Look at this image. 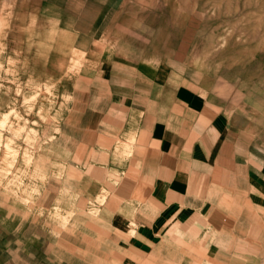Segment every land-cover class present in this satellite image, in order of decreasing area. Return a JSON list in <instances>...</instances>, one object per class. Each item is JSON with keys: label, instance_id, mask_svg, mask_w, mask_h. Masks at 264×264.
Returning a JSON list of instances; mask_svg holds the SVG:
<instances>
[{"label": "crops", "instance_id": "obj_1", "mask_svg": "<svg viewBox=\"0 0 264 264\" xmlns=\"http://www.w3.org/2000/svg\"><path fill=\"white\" fill-rule=\"evenodd\" d=\"M97 49L100 59L67 74L71 105L34 167L60 191L87 199L103 189L105 198L96 214L73 212L71 235L54 226L46 255L55 264H264V122L164 62ZM37 206L0 185V242L11 219L23 228L18 242H39Z\"/></svg>", "mask_w": 264, "mask_h": 264}, {"label": "rangeland", "instance_id": "obj_2", "mask_svg": "<svg viewBox=\"0 0 264 264\" xmlns=\"http://www.w3.org/2000/svg\"><path fill=\"white\" fill-rule=\"evenodd\" d=\"M98 45L184 71L264 122V0H0V185L11 201L36 203L41 223L39 242L25 243L17 220L6 222L0 264H55L54 226L71 235L73 212L103 203V189L82 199L34 167L71 105L67 74L100 59Z\"/></svg>", "mask_w": 264, "mask_h": 264}, {"label": "bare ground", "instance_id": "obj_3", "mask_svg": "<svg viewBox=\"0 0 264 264\" xmlns=\"http://www.w3.org/2000/svg\"><path fill=\"white\" fill-rule=\"evenodd\" d=\"M9 2V1H8ZM108 41V40H107ZM218 41V40H217ZM61 67V66H60ZM30 100V99H29ZM33 106V105H32ZM2 117V116H1ZM5 117V116H4ZM3 119H5V118H3ZM25 121V120H24ZM2 123L4 122V120L3 121H1ZM1 125V124H0ZM43 126V125H42ZM46 127V126H45ZM47 131V130H46ZM47 140H49V139H47ZM4 143H8V142H4ZM10 143V142H9ZM5 147H6V153H8V150H9V148H10V145L9 144H5ZM70 166V165H69ZM229 171V170H228ZM136 188V187H135ZM200 190V189H199ZM119 191V190H118ZM248 195V194H247ZM148 196V195H147ZM146 196V197H147ZM104 198H105V196H104ZM119 199V198H118ZM104 200V199H103ZM154 201V200H153ZM258 215V214H257ZM262 219V218H261ZM264 226V225H263ZM197 229V228H196ZM262 231V230H261ZM131 233V232H130ZM133 233V232H132ZM136 233V232H135ZM157 234V233H156ZM200 245V244H199ZM250 250V249H249ZM137 262V261H136Z\"/></svg>", "mask_w": 264, "mask_h": 264}]
</instances>
